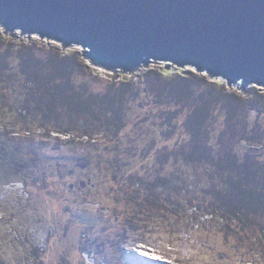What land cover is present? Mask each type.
<instances>
[{
  "label": "rangeland",
  "instance_id": "rangeland-1",
  "mask_svg": "<svg viewBox=\"0 0 264 264\" xmlns=\"http://www.w3.org/2000/svg\"><path fill=\"white\" fill-rule=\"evenodd\" d=\"M0 264H264V91L0 32Z\"/></svg>",
  "mask_w": 264,
  "mask_h": 264
},
{
  "label": "water",
  "instance_id": "water-1",
  "mask_svg": "<svg viewBox=\"0 0 264 264\" xmlns=\"http://www.w3.org/2000/svg\"><path fill=\"white\" fill-rule=\"evenodd\" d=\"M0 32L111 72L163 63L264 91V0H0Z\"/></svg>",
  "mask_w": 264,
  "mask_h": 264
},
{
  "label": "trees",
  "instance_id": "trees-1",
  "mask_svg": "<svg viewBox=\"0 0 264 264\" xmlns=\"http://www.w3.org/2000/svg\"><path fill=\"white\" fill-rule=\"evenodd\" d=\"M68 58L69 57H62L59 59L52 58V59H49V61H48V63H50V67H51V73H49L50 75L48 77H45L43 79V84L45 85L47 83L46 87L49 89L50 88L52 89V96H56V98L65 97L66 96L65 93L67 92V90H70V88L72 87L70 82H69V79L71 77V71L66 70L68 67L67 60L71 59V58H69V59ZM25 70H26V68H25ZM28 74L30 75L29 77L34 78L36 80V82L34 83V85L36 87H37L36 83L38 81L42 82V78H40L39 74H37V70L36 71L34 70L33 72L28 71ZM50 82H52V83H50ZM44 88L42 90L45 92H48ZM72 91H73V89H72ZM72 91H71V93H68V95L70 96V99L75 100V96L77 94V91H75V92H72ZM184 91H185V93L182 96L187 97L189 95V89H185ZM239 195L240 194H238V196ZM226 211H227V213H226ZM243 212H244V210L240 209V208H237V210L225 209L224 212H222V214L224 216H221L220 218L224 220L225 218L229 217L230 219H240L241 220L244 217V216L242 217Z\"/></svg>",
  "mask_w": 264,
  "mask_h": 264
}]
</instances>
